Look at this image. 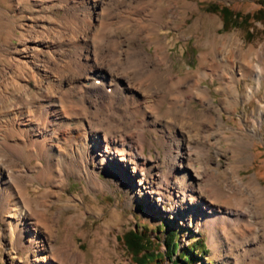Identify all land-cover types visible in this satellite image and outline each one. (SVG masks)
<instances>
[{
	"label": "bare ground",
	"instance_id": "obj_1",
	"mask_svg": "<svg viewBox=\"0 0 264 264\" xmlns=\"http://www.w3.org/2000/svg\"><path fill=\"white\" fill-rule=\"evenodd\" d=\"M50 1L0 0V26L11 29L15 13H6L16 7L28 10ZM57 1L68 6V22L43 24L39 30L25 26L16 35L14 52L6 54L9 64L0 67V241L27 255L36 250L39 264H114L120 255L107 231L88 261L71 237L82 216L66 218L58 240L61 210L50 214L49 208L61 198L70 176L84 181L85 193H93L109 189V182L124 183L119 170L133 165L137 172L130 185L137 193L146 192L157 204L167 198L170 211L206 229L213 244L220 233L235 245L251 246L258 232L256 205L238 212L216 207L212 198L221 197L218 191L229 185L218 169L208 176L206 165L211 161L208 142L223 130L220 112L258 97L260 71L252 75L245 64L235 66L231 55L219 58L223 67L216 57L201 55L198 72L180 76L167 51L152 55L136 42L135 35L146 33L148 24H159L162 15L177 24L173 10L184 0H152L150 11L148 0H82L87 10L73 18L71 1ZM164 1L167 7L158 6ZM122 6L120 12L135 16L129 36L112 22ZM146 13L151 19L144 20ZM10 29L7 45L15 36ZM209 77L219 82L218 114H213L217 105L210 89L200 83ZM241 77H252L255 86L239 89ZM164 103L169 116L162 119L158 109ZM260 112L253 117L258 124ZM149 129H161L154 137L163 146L162 152L156 150L159 165L144 154V144L153 146L145 140ZM249 133L251 139L260 132L253 127ZM195 149L201 150L193 158ZM153 169L158 170L156 182L149 181ZM37 178L44 190L32 194L29 186ZM113 214L119 216L117 210Z\"/></svg>",
	"mask_w": 264,
	"mask_h": 264
},
{
	"label": "rangeland",
	"instance_id": "obj_2",
	"mask_svg": "<svg viewBox=\"0 0 264 264\" xmlns=\"http://www.w3.org/2000/svg\"><path fill=\"white\" fill-rule=\"evenodd\" d=\"M70 1L73 10L72 18L84 14L87 10L81 4L82 0ZM75 1L79 4L73 5ZM184 1V3L177 4L173 10V17L178 22L177 24L162 15L159 24L154 26L148 24L145 26L146 33L135 35L136 42L143 45L147 52L152 55L159 56L167 51L173 61L174 73L180 76L185 75L188 71L191 74H196L200 67L201 55H206L208 58L216 57L217 62H220L218 63L219 67H223L224 64L219 61V58L231 55V61L235 66L240 68L245 64L252 70V75L256 73L257 69L260 71L258 97L251 98L246 103L239 101L231 109L220 112L223 130L211 137L208 142L210 149L208 154L211 161L206 165L208 176L218 169L220 179L225 180L229 185V188L224 187L218 191L221 197L212 196V202L216 207H219L220 210L238 212L247 211V207L256 205V211L259 212L256 221L258 223L256 241L251 246H248L249 243L246 246L243 243L235 245L219 233L216 243H211L206 229L189 223L187 218L179 219L178 213L170 211L171 205L167 198L157 204L156 199L150 197L146 192L137 193L135 188L130 185L132 181L134 182L133 176L136 175L137 169L133 165H128L127 171H122L121 168L119 170L124 183L109 182V189H102L93 193H85L84 181L70 176L61 192V198L59 201L54 200L49 208L50 214L61 210L58 240L65 232L63 227L66 218L73 215L82 216L81 224L71 237L74 238L72 240L77 245L78 252L84 255L88 261L93 252L100 246L103 234L107 231L112 242L115 241L117 253L120 255V259L114 258V264H134L121 236L128 229L144 226L146 230H149L148 235L150 237L163 236V231L158 232L156 228L160 227L163 230L172 227L176 231V242L179 246L194 243V240L199 238L195 246L202 245V248L199 247L197 252L200 257H198L199 260L196 264H264V225L261 224L264 222V5L259 3L261 0ZM50 2L49 5L42 7H34L35 5H33L28 10L23 7H16L11 13H6L7 16L15 13L12 18L15 23L11 27L15 36L10 38L11 44L7 45L5 43L6 31L10 27L0 26V67L5 66L4 63L9 64L6 54L14 52L18 46L16 35H20L25 26L33 24L39 30L43 24L56 22L60 26L61 21H64L65 24V21L68 20L66 13L68 6L65 3L60 4L57 0ZM159 4L158 6L167 7L166 1L159 2ZM213 6L217 8L226 6L243 14L246 12H254V14L249 19V23L240 27H232L231 25L223 27L221 16L208 9ZM148 7L149 11L154 7L152 0H148ZM121 10L124 11L123 6L121 9H116V15L112 22L115 24L114 27L121 28L120 34L129 36V31L132 30L131 19H134L135 16L129 14L128 17L120 12ZM52 14L53 16H51ZM146 14L148 16V13ZM256 16L259 18L257 21ZM148 19L151 17L144 18V20ZM55 31L56 29H54V33ZM77 45L83 47L80 42H77ZM64 55L65 53H61L60 58H64ZM42 56L44 58L50 57L47 53L42 54ZM203 65L210 66L208 63ZM213 81L211 82L209 77L203 78L200 83L210 89V94L217 105L213 114H218V99L221 98V95L215 91L219 85L218 80L214 79ZM252 86H255L252 77H241L239 89L243 90V88ZM192 103L196 110L201 108L197 101ZM166 109L167 103L159 107L160 118H168L169 113ZM258 111L262 112H260L259 124L253 119ZM253 127L260 133L250 139L249 131H252ZM160 132L161 129L155 132L153 129H149L146 132L145 140L152 142L153 146L148 147L147 144H144V154L148 158L151 157L157 165L161 163V159L157 161L156 150L162 152L163 146L160 142L158 145L154 137L159 138ZM199 150L201 149L193 151V158L198 155ZM24 163L25 160L21 164ZM35 163L36 161L32 160L30 165ZM153 171L149 174V181L156 182L155 171L158 172V170L153 169ZM100 177L107 178L104 172L100 173ZM41 183V179L37 178L29 186L32 194H39L44 190V184ZM34 189L36 190L35 193ZM241 199L244 202H240ZM114 210L119 212V216L113 214ZM0 227L3 225L0 224ZM6 241L5 239L0 241V264L40 263V257H38L36 250H32L27 255L22 249L16 250L13 245ZM159 244V248L163 250L164 245L160 242ZM201 249L204 251L200 252Z\"/></svg>",
	"mask_w": 264,
	"mask_h": 264
},
{
	"label": "trees",
	"instance_id": "obj_3",
	"mask_svg": "<svg viewBox=\"0 0 264 264\" xmlns=\"http://www.w3.org/2000/svg\"><path fill=\"white\" fill-rule=\"evenodd\" d=\"M259 3L264 5V0ZM213 12H217L222 19V26L240 27L243 24L249 23V19L253 17L252 13H240L226 6L217 8L215 6L208 8ZM259 18L256 16V21ZM164 227V226H162ZM158 232L163 231V236L150 237L148 229L143 226L141 228H131L122 233V242L130 254L132 263L134 264H196L199 260V247L195 243L199 238L194 240V243L179 246L176 240V231L170 228H156ZM159 242L164 245V249L159 248ZM201 249L200 252H203Z\"/></svg>",
	"mask_w": 264,
	"mask_h": 264
}]
</instances>
